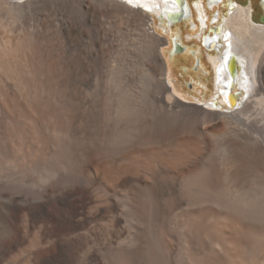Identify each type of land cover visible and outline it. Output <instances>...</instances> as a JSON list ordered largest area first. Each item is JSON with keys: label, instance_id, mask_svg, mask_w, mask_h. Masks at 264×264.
Masks as SVG:
<instances>
[{"label": "bare ground", "instance_id": "1", "mask_svg": "<svg viewBox=\"0 0 264 264\" xmlns=\"http://www.w3.org/2000/svg\"><path fill=\"white\" fill-rule=\"evenodd\" d=\"M183 4L0 0V264H264V24ZM151 17L171 59L195 20L210 100L172 93Z\"/></svg>", "mask_w": 264, "mask_h": 264}, {"label": "rangeland", "instance_id": "2", "mask_svg": "<svg viewBox=\"0 0 264 264\" xmlns=\"http://www.w3.org/2000/svg\"><path fill=\"white\" fill-rule=\"evenodd\" d=\"M238 1L246 6L253 3L255 5L253 7V18L255 17V22L257 24H264L262 19V16H264V10L261 5V0ZM221 8L225 7L222 6ZM194 21V19L182 20L172 25L174 32L182 29L183 39L180 41V43L188 47L187 50L185 49L178 51L177 54L172 57V59L171 53L169 51L171 48V42L169 43L171 36L168 34V32H165L161 26V21L159 19L153 20L152 18V21H150L146 26L148 30L161 37L163 41L165 40L163 45L160 46L159 51L162 55V58L165 60L167 67L171 61L173 64V71L169 74L167 72L165 76L167 84L169 83L168 85L171 87L172 93L175 94L177 98L188 104L205 103L213 97L214 92L216 91L215 70L213 68V64L210 62L209 54L207 53L206 48L202 45L199 35H197L198 30L196 27H194ZM193 50H195L197 53H193ZM210 52L212 53V51ZM200 57L203 58L204 65H199ZM190 83L193 86H190ZM245 98L243 99L244 101ZM222 110H226V108L223 107ZM26 242L27 238H24L20 243L25 245ZM1 245L6 248H2ZM11 250H13V248L10 247V245H4L3 238L0 234V259L1 257L7 256ZM18 263L19 261L17 260L12 264Z\"/></svg>", "mask_w": 264, "mask_h": 264}, {"label": "water", "instance_id": "3", "mask_svg": "<svg viewBox=\"0 0 264 264\" xmlns=\"http://www.w3.org/2000/svg\"><path fill=\"white\" fill-rule=\"evenodd\" d=\"M183 2H184L183 6H185L186 3H187V1H186V0H183ZM185 9L188 10L187 5L185 6ZM188 13H189V12H188ZM262 19H263V21H264V16H262ZM207 40H208L207 44H208L209 42H214V39H207ZM206 46H208V45H206ZM182 47H183V46H182ZM190 85H191V84H190ZM235 93H238V92H235Z\"/></svg>", "mask_w": 264, "mask_h": 264}]
</instances>
